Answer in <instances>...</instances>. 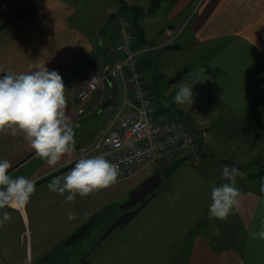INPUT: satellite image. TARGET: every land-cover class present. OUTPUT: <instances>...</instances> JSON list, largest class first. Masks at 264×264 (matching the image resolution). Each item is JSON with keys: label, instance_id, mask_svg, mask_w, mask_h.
Masks as SVG:
<instances>
[{"label": "crops", "instance_id": "0c3cea01", "mask_svg": "<svg viewBox=\"0 0 264 264\" xmlns=\"http://www.w3.org/2000/svg\"><path fill=\"white\" fill-rule=\"evenodd\" d=\"M164 1L0 0V69L18 74L44 65L57 71L65 85L66 115L74 126L76 141L70 156L49 166L35 156L23 134L0 133V159L12 163L9 174L13 178L23 175L36 182V191L25 208L0 210V218L3 211L12 217L10 222L0 225V264L126 263L124 244L100 250L106 243L102 241L125 225L100 232L98 225H93L92 198L88 202V197L77 196L74 202H66L67 193H53L48 184L61 177L60 170L81 146L94 142L98 129L121 102L119 91L121 86L124 88L121 79L115 77H106L86 102L81 103L77 94L91 72L105 74L119 60L115 48L118 15L130 7H134L136 22L135 46L154 42L153 46L159 47L167 40L177 43L173 47L176 49H193L188 46L190 43L196 46L193 51L205 59L206 67L208 64L213 67V73L199 74L196 82L188 85L202 89L206 98H202L201 105H215L220 111L228 108V112H217L222 115L212 121V134L226 130L219 136L247 134L261 138L259 147L264 162V0H169L167 11L161 12ZM195 1L198 5L192 13ZM112 14L117 16L110 21ZM185 24L189 25L188 45L178 42L180 35L176 34ZM169 45L166 47H172ZM152 51L142 56L141 71ZM146 75L143 78L148 80ZM83 104L86 111L82 114L79 107ZM161 109L169 112L168 108ZM183 112L187 122L194 121L189 112ZM229 144L232 145L231 141ZM193 179L187 181L188 186L195 188L202 182ZM209 183L211 187L220 184L207 179L205 184ZM189 192L166 195L170 203L177 204L179 200V210L170 207L164 212L165 223L159 216L158 226L155 224V230L148 231L150 235L145 239L139 237L143 234L140 232L136 238L135 264H264V240L250 235L264 221V194L253 190L241 196L233 221L211 222L195 230L211 195L198 194V189ZM102 208L99 202L98 210ZM69 213L75 219L69 221ZM107 214L118 219L123 212L114 215L109 209ZM81 226H88V231L76 239L73 236ZM94 232L103 233V237L88 241ZM92 247L96 257L84 258ZM78 248L83 252L78 254Z\"/></svg>", "mask_w": 264, "mask_h": 264}, {"label": "rangeland", "instance_id": "374dc122", "mask_svg": "<svg viewBox=\"0 0 264 264\" xmlns=\"http://www.w3.org/2000/svg\"><path fill=\"white\" fill-rule=\"evenodd\" d=\"M167 1L169 0L164 1L165 3L162 4V7L161 9H159V11H167ZM196 4L197 2L195 1L192 6V13L193 11H195ZM130 12L128 10H125L122 13H127L129 15L131 23L130 28L133 31L136 39L134 30V24L136 23L134 20V12ZM145 13L147 17H149L147 14L148 10H146ZM188 26L189 25L185 24L184 26L180 27L181 30L176 31L177 36L180 35V37L182 38V40L179 41V37L178 42H184L187 45L188 43H190L187 40V35L189 33ZM173 42V40H167V42L160 45L159 47L155 46V48L151 49L153 50L152 53L148 58L146 57L145 63L141 65L142 73L144 74V76H147L146 73H148L149 78L148 80H145L144 77L143 84L144 87L146 86L145 88L149 90L153 96L156 106L158 107L160 119L171 118L181 121L185 120L186 123L188 118L183 111L185 110L192 115L194 121L191 122L189 120L188 124L197 140L196 151L191 153L190 155L176 157L168 162L160 164L155 161L147 162L140 167L136 175L122 179L116 182L111 187L102 189L95 194L88 196V202L93 199L92 202L94 204L93 225H98V229L100 228L99 231L105 233L107 229L111 227L112 223L114 224L117 220L116 216L115 218L108 217V215H111L107 214V211L109 209L114 211V215L116 212H119V214H121L122 212L124 213L127 210H135L138 204L128 209L123 207V205L129 198L131 191L135 187H137L145 178L152 175L154 172L159 171L160 168L167 169L168 167L170 168L171 166H174L179 161H181L174 172H166L165 170H163L166 177L163 180L161 186L149 199V201L151 202L148 201L149 204L146 207L144 206L145 210H142L143 212L140 211L137 216H134L128 223L124 224V228L120 229L112 236H109L108 239L102 241V243H106L100 250H105L106 247L111 248L113 245L120 248L122 244H124V260H126V263L124 262V264L136 263V238L139 236L140 232H142L143 234L139 237L145 239V236L148 237L150 235V232L148 231H152V229L155 230V224H157L158 226V221L161 220L165 223L166 217L164 216V212L166 213V211L170 207H176L179 210V200H177V204H175L174 201L170 203L167 199V194L174 196V194L179 195L183 191L189 192L192 189H198V194H204V196L207 197L211 195L207 194L211 190L210 183L209 185L205 184L207 182V179H213L220 184L227 182L221 174L222 168L224 166L236 167L243 173V175L238 176L236 179V186L239 188L241 196L252 192L253 190L260 191V179L261 177H264V173H262L261 169V166L264 167V162L261 158L260 152L262 147H259L261 138L254 136L250 137L247 134H236L235 136L220 137L219 135L224 134L226 130L223 132L212 134V121L215 119V116L222 115V113L218 114L217 112H228V108H224L220 111V109H217V106L215 105H201L203 103L202 98H206L203 97L201 93L202 89H195L197 85L189 86L188 84L196 82L195 77L199 74L203 75L206 72L210 74L213 73V67H208L210 64H208L206 67V64L204 63L205 59L201 55H198L193 51V49L196 48L193 43H190L188 45L189 47H193V49L182 47L183 49L181 50L176 49L177 47L173 48L175 45H177V43ZM153 44L154 42H151L149 46ZM168 44H170L169 46L172 47H166ZM136 47L138 46L136 45ZM149 52L150 50L148 51V53ZM214 73L218 72L216 71ZM181 85L192 87L193 102L191 104L185 103L178 105L173 102L174 96L176 95ZM203 91L205 92L207 90ZM119 92L122 102L124 97L122 86L121 91ZM209 102H211V100H209ZM161 108H168L167 110L169 112H164ZM225 122L226 119L223 118L222 123ZM229 141H231L232 145L229 144ZM262 142L264 145V139ZM194 177L199 178L202 181L197 183L195 185V188L193 186H188L187 184V181L194 180ZM106 201L107 203L103 204ZM99 202L101 207H103L101 210H98ZM210 203L211 202H207V200L205 201L204 216L200 217L202 224L198 226V229H200L205 224H210L211 222L218 223L219 221H221L222 223L223 221L234 220L233 215L236 214L235 210L236 208H238V206L235 208L234 214L230 215L227 220H219L209 218L208 208ZM159 216L160 220H158ZM163 218L165 219L163 220ZM136 228L139 230L138 235H136ZM103 233L94 232L92 234V237L88 241H98ZM105 238L106 235L104 239ZM93 245H96V243H94ZM79 248L78 254L83 252V250ZM89 256L96 257L94 248L90 250V252L87 251L86 255L83 257H86L87 259Z\"/></svg>", "mask_w": 264, "mask_h": 264}, {"label": "clouds", "instance_id": "9594fccd", "mask_svg": "<svg viewBox=\"0 0 264 264\" xmlns=\"http://www.w3.org/2000/svg\"><path fill=\"white\" fill-rule=\"evenodd\" d=\"M0 133L23 134L35 156L49 166H55L75 149V130L66 115L67 99L61 75L47 67L37 66L28 73H13L0 69ZM174 103L191 104L192 87L181 85ZM12 163L0 159V210L25 208L36 191V182L23 175L13 178L9 174ZM222 177L227 181L211 187L210 219L227 220L239 203L241 192L236 179L243 175L236 167L224 166ZM120 175L118 164L104 155L80 158L62 177L53 178L48 189L65 196L66 202H74L79 196L87 198L96 192L114 185ZM260 192L264 194V177L260 179ZM11 214L2 212L0 225L10 222ZM75 219L73 213L68 220ZM252 238L264 240V221Z\"/></svg>", "mask_w": 264, "mask_h": 264}, {"label": "built area", "instance_id": "2783aa9c", "mask_svg": "<svg viewBox=\"0 0 264 264\" xmlns=\"http://www.w3.org/2000/svg\"><path fill=\"white\" fill-rule=\"evenodd\" d=\"M130 24L127 13L119 14L115 42L119 60L105 74L91 72L87 83L77 94L81 103L86 102L106 77H115L122 81L123 100L98 129L94 142L81 146L76 156L62 167L61 177L78 159L102 154L110 162L118 164V182L136 175L147 162H168L190 155L197 149V140L190 126L178 119H160L158 107L150 91L144 87L143 73L139 69L141 57L155 46L136 47ZM85 111L83 104L79 112L83 114Z\"/></svg>", "mask_w": 264, "mask_h": 264}, {"label": "water", "instance_id": "95a60500", "mask_svg": "<svg viewBox=\"0 0 264 264\" xmlns=\"http://www.w3.org/2000/svg\"><path fill=\"white\" fill-rule=\"evenodd\" d=\"M117 16V14H112L110 16V21ZM164 176L156 171L152 175L145 178L137 187H135L131 193L126 203L123 205L124 208H131L138 203L144 201L148 195L156 191L162 184Z\"/></svg>", "mask_w": 264, "mask_h": 264}, {"label": "trees", "instance_id": "16d2710c", "mask_svg": "<svg viewBox=\"0 0 264 264\" xmlns=\"http://www.w3.org/2000/svg\"><path fill=\"white\" fill-rule=\"evenodd\" d=\"M128 7V5L126 6ZM134 10V7H130V9H128V11H132ZM131 13V12H130ZM185 122V120H184ZM187 125L189 126L188 122L186 121ZM186 158V157H185ZM179 163H181V161H179L177 164H175L174 166H171L170 168L168 167L167 169H161L159 170V172L164 176L165 179V173L163 170H165L166 172H174L175 169L178 167ZM262 173H264V167L262 168ZM154 195V192L152 194H150L144 201H142L135 210H127L123 213V215H121L116 222L110 227L109 231L116 227V226H120V225H124L126 223H128L134 216H136V214L144 207V205L149 201V199ZM202 222L198 223L195 227V230L198 229V226L201 225ZM88 231V226H81L78 231L76 232V234L73 236L76 239H79L81 237H83Z\"/></svg>", "mask_w": 264, "mask_h": 264}, {"label": "flooded vegetation", "instance_id": "af4514ba", "mask_svg": "<svg viewBox=\"0 0 264 264\" xmlns=\"http://www.w3.org/2000/svg\"><path fill=\"white\" fill-rule=\"evenodd\" d=\"M140 203H138V205H139Z\"/></svg>", "mask_w": 264, "mask_h": 264}]
</instances>
